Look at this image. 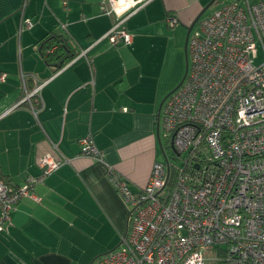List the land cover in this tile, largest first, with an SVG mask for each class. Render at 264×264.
Returning a JSON list of instances; mask_svg holds the SVG:
<instances>
[{
    "label": "crops",
    "instance_id": "crops-1",
    "mask_svg": "<svg viewBox=\"0 0 264 264\" xmlns=\"http://www.w3.org/2000/svg\"><path fill=\"white\" fill-rule=\"evenodd\" d=\"M210 1L144 0L123 25L131 44L113 46L108 0H0V178L16 190L46 155L69 161L18 203L0 264H92L120 245L130 207L109 171L139 192L164 162L160 105L185 74L186 31ZM51 32L80 53L58 72L36 50ZM87 136L103 161L81 156Z\"/></svg>",
    "mask_w": 264,
    "mask_h": 264
},
{
    "label": "built area",
    "instance_id": "built-area-1",
    "mask_svg": "<svg viewBox=\"0 0 264 264\" xmlns=\"http://www.w3.org/2000/svg\"><path fill=\"white\" fill-rule=\"evenodd\" d=\"M108 2L119 21L106 37L130 45L123 25L144 0ZM187 51L186 78L159 112L167 162L153 164L139 192L110 169L129 225L120 245L92 264H206L211 249L224 256L220 264H264V0L226 1L194 26ZM80 145L81 156L104 160L91 136ZM68 162L46 155L41 174L16 190L0 178V233L18 203Z\"/></svg>",
    "mask_w": 264,
    "mask_h": 264
},
{
    "label": "trees",
    "instance_id": "trees-1",
    "mask_svg": "<svg viewBox=\"0 0 264 264\" xmlns=\"http://www.w3.org/2000/svg\"><path fill=\"white\" fill-rule=\"evenodd\" d=\"M36 50L48 65L55 67V72L68 65L80 54L69 44V39L53 32L38 41Z\"/></svg>",
    "mask_w": 264,
    "mask_h": 264
},
{
    "label": "rangeland",
    "instance_id": "rangeland-1",
    "mask_svg": "<svg viewBox=\"0 0 264 264\" xmlns=\"http://www.w3.org/2000/svg\"><path fill=\"white\" fill-rule=\"evenodd\" d=\"M239 2H241V0H238ZM251 4H254V3H258L260 1H263V0H248ZM223 2H225V0H218L208 11L207 13L213 11L215 8H217L218 5L222 4ZM202 19V18H201ZM186 34H187V31H186ZM186 38V35L185 37ZM259 60H262V54L260 53V59ZM164 143V147L167 148L168 145L163 141ZM167 153L170 155L171 158H173V151L170 150V149H166ZM160 161H164L165 162V158H164V155L161 153L160 154ZM174 162H177L179 163L180 161L177 159L176 161ZM180 164H182V161L180 162ZM206 256L208 257V260H207V263L206 264H220V260H222L224 258L223 255H221L217 249H211L209 251H206Z\"/></svg>",
    "mask_w": 264,
    "mask_h": 264
},
{
    "label": "water",
    "instance_id": "water-1",
    "mask_svg": "<svg viewBox=\"0 0 264 264\" xmlns=\"http://www.w3.org/2000/svg\"><path fill=\"white\" fill-rule=\"evenodd\" d=\"M218 0H211L210 3L204 8V10L197 16V18L193 21V23L191 24V26L188 28V32H187V36H186V43H185V56H186V69H185V74L181 80V82L179 83V85L171 92L169 93L162 101L161 105H160V109H159V112L163 106V103L164 101L172 94L174 93L184 82L185 78H186V75H187V72H188V51H187V45H188V39H189V36H190V33L192 31V29L194 28V26L198 23V21L203 17L204 13L211 7L213 6ZM158 141H159V146H160V149H161V152L162 154L164 155V158H165V162H167V158L165 156V152H164V149H163V144L160 140V137H159V133H158ZM115 250V249H114Z\"/></svg>",
    "mask_w": 264,
    "mask_h": 264
}]
</instances>
